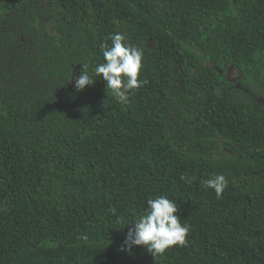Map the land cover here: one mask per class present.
Segmentation results:
<instances>
[{"label":"trees","instance_id":"trees-1","mask_svg":"<svg viewBox=\"0 0 264 264\" xmlns=\"http://www.w3.org/2000/svg\"><path fill=\"white\" fill-rule=\"evenodd\" d=\"M115 33L143 51L126 102L75 89ZM262 101L264 0H0V264H264ZM161 195L185 244L123 248Z\"/></svg>","mask_w":264,"mask_h":264},{"label":"clouds","instance_id":"clouds-1","mask_svg":"<svg viewBox=\"0 0 264 264\" xmlns=\"http://www.w3.org/2000/svg\"><path fill=\"white\" fill-rule=\"evenodd\" d=\"M110 39V46L107 43L101 45L104 62L94 65L91 73L88 65L83 64V70L75 80V89L83 91L94 85L96 78L100 77L106 82V90H111L119 101L126 102L131 92L145 83L140 78L143 51L126 43L120 33L112 34ZM184 179L191 183V179ZM203 184L214 190L217 198H220L227 187V180L224 175L213 174ZM177 212L176 203L166 196L149 198L147 208L128 224L132 227L127 232L123 248L131 250L133 246H144L156 258L174 246H183L189 225L181 221Z\"/></svg>","mask_w":264,"mask_h":264},{"label":"rangeland","instance_id":"rangeland-1","mask_svg":"<svg viewBox=\"0 0 264 264\" xmlns=\"http://www.w3.org/2000/svg\"><path fill=\"white\" fill-rule=\"evenodd\" d=\"M226 76L233 81L234 83L241 85L240 83V74L238 73L237 69L233 66H230L226 72ZM264 106V102H261Z\"/></svg>","mask_w":264,"mask_h":264}]
</instances>
